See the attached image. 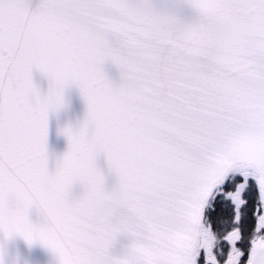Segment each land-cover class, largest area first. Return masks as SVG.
Returning <instances> with one entry per match:
<instances>
[{
    "label": "snow or ice",
    "instance_id": "snow-or-ice-1",
    "mask_svg": "<svg viewBox=\"0 0 264 264\" xmlns=\"http://www.w3.org/2000/svg\"><path fill=\"white\" fill-rule=\"evenodd\" d=\"M0 227L59 264H264V0H0Z\"/></svg>",
    "mask_w": 264,
    "mask_h": 264
},
{
    "label": "water",
    "instance_id": "water-1",
    "mask_svg": "<svg viewBox=\"0 0 264 264\" xmlns=\"http://www.w3.org/2000/svg\"><path fill=\"white\" fill-rule=\"evenodd\" d=\"M36 0H33L35 4ZM105 71L113 81H118L119 73L110 63L105 64ZM33 82L43 93L47 91L49 81L39 70L32 71ZM86 107L79 89L69 84L64 89V105L54 111L49 112L48 128L46 136V148L49 155L50 170L55 166L56 159L66 150L67 140L60 129L65 125L77 127L84 119ZM96 164L105 174V185L110 187L114 183V176L108 171L107 164L103 153H99L96 157ZM81 190L79 184H74L72 192L74 195ZM29 218L34 223H40L43 220L42 215L35 208L30 209ZM20 258L21 264L23 260H27L29 264H57L55 255L38 242L27 246L21 237L10 238L4 246V254L2 264H14V261Z\"/></svg>",
    "mask_w": 264,
    "mask_h": 264
},
{
    "label": "clouds",
    "instance_id": "clouds-1",
    "mask_svg": "<svg viewBox=\"0 0 264 264\" xmlns=\"http://www.w3.org/2000/svg\"><path fill=\"white\" fill-rule=\"evenodd\" d=\"M17 236L21 237L27 246H30L33 243L38 242L35 240L30 242L29 239H27L26 236L24 234H22V230H9V229L0 227V259H2V257H3L4 246L7 243V241L12 237H17ZM38 243L43 245L48 250H50L55 255L56 260H57V264H59V257L54 253V251L52 249H50L49 247L45 246L44 244H42L41 242H38ZM99 254L102 256L109 255L107 252H105L103 250H101ZM113 258H121L122 259L124 257H113ZM14 264H21V260L19 257H17V259L14 261ZM22 264H29V262L27 260H23Z\"/></svg>",
    "mask_w": 264,
    "mask_h": 264
}]
</instances>
